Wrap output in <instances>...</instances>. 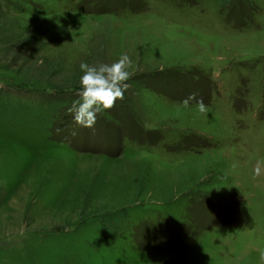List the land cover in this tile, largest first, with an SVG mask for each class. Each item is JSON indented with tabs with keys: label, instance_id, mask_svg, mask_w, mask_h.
<instances>
[{
	"label": "rangeland",
	"instance_id": "obj_1",
	"mask_svg": "<svg viewBox=\"0 0 264 264\" xmlns=\"http://www.w3.org/2000/svg\"><path fill=\"white\" fill-rule=\"evenodd\" d=\"M122 54L124 99L76 124L81 62ZM262 255L264 0H0V264Z\"/></svg>",
	"mask_w": 264,
	"mask_h": 264
},
{
	"label": "clouds",
	"instance_id": "obj_2",
	"mask_svg": "<svg viewBox=\"0 0 264 264\" xmlns=\"http://www.w3.org/2000/svg\"><path fill=\"white\" fill-rule=\"evenodd\" d=\"M131 64L132 61L127 54H122L112 64L97 61L89 65L81 62L80 69L83 75L80 77L81 91L78 94L80 99L74 101L73 106L68 109L73 114L76 124L86 128L94 127L100 112L113 108L117 99H124V94L129 87L127 81L131 76L127 68ZM192 101H195L199 113H207L205 102L202 98L197 100L195 93L186 97L182 105L188 107ZM253 174L254 176L261 174L260 162L255 165Z\"/></svg>",
	"mask_w": 264,
	"mask_h": 264
}]
</instances>
